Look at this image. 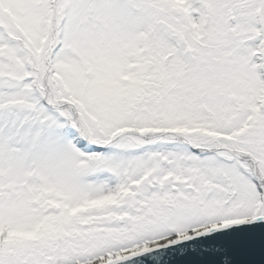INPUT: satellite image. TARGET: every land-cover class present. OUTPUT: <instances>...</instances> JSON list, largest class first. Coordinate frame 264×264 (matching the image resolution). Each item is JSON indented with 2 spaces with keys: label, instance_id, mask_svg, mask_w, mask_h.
<instances>
[{
  "label": "snow or ice",
  "instance_id": "6c2138e0",
  "mask_svg": "<svg viewBox=\"0 0 264 264\" xmlns=\"http://www.w3.org/2000/svg\"><path fill=\"white\" fill-rule=\"evenodd\" d=\"M0 264H264V0H0Z\"/></svg>",
  "mask_w": 264,
  "mask_h": 264
}]
</instances>
